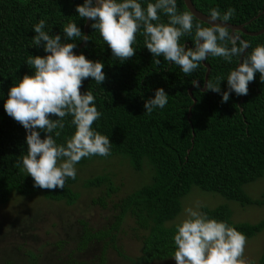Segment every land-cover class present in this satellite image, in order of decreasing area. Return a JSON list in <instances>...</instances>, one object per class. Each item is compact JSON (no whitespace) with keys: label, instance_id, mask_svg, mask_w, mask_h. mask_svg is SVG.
I'll use <instances>...</instances> for the list:
<instances>
[{"label":"trees","instance_id":"trees-1","mask_svg":"<svg viewBox=\"0 0 264 264\" xmlns=\"http://www.w3.org/2000/svg\"><path fill=\"white\" fill-rule=\"evenodd\" d=\"M191 1L207 16L212 8L218 9L221 15L234 8V16L227 22L231 25L246 24L264 11V0ZM139 2L146 8L147 3L155 0ZM83 3L84 0H0V204L7 203L12 194L24 197L41 194L47 200L66 204H73L78 198L73 191L78 176L75 180L68 178L63 190H43L34 187L22 163L20 168L16 167V162H22L27 154V132L8 116L4 103L14 84L26 74L34 75L35 70L26 63L28 58L48 55L43 45H34L33 26L45 20L44 31L53 36L61 35L62 42L76 43L75 52L82 41L79 38L67 40L63 29L75 23L84 33L85 19L76 12L77 5ZM177 9L178 12L188 11L183 0H177ZM159 22L167 23L168 17L160 13ZM92 23L91 20L88 28L90 40L77 55L84 54L89 60L103 63L106 80L97 84L89 77L83 81L81 92L91 91L95 97V106L102 115L92 127L109 137L111 155L83 158L75 167L86 165L93 158L117 156L126 159L135 172L147 167L150 183L110 204L114 215L108 228L95 231L82 223L83 236L77 250L83 251L91 243L102 242L105 249L110 247L122 256L117 234L124 220L130 217L136 226L135 237L142 245L141 255L132 263L171 259L175 252L173 237L177 225L167 224L180 213L181 199L192 187L219 194L242 207L264 205V195L253 200L243 193L246 184L264 175V82L260 80V73L257 72L254 81L249 83L248 95L243 96L242 102L241 96L232 92L228 102L222 103V93L228 90L227 76L237 67L239 57H233L228 63L222 57L209 56L206 60L211 68L208 81L220 83V77L224 80L220 84L221 93L203 91L206 69L201 63L190 76L185 75L179 66L149 52L142 30L133 45L136 54L127 61H120L112 56L99 32L91 27ZM193 24L209 27L195 18ZM245 29L248 32L264 29V13ZM194 32L195 28L191 35L180 38L181 46L188 43L190 47L187 48H194ZM235 34L249 42V53L256 46L264 45V34L256 37ZM156 59L161 63L156 64ZM195 81L202 87H195L192 92L196 104L188 119V110L193 104L188 90ZM159 88L168 94V103L162 109L155 108L151 115L145 114V102L154 98ZM71 119V116L66 117L65 128L57 129L61 131L60 137L55 136V131L52 133L58 145L66 143L75 132ZM40 134L42 139L47 135ZM105 184L108 185L106 196L117 191L107 176L88 179L84 187L99 188ZM91 202L103 208L108 205L105 197ZM201 213L235 227L247 239L264 229V220L256 224H234L224 206L202 208ZM258 264H264V246Z\"/></svg>","mask_w":264,"mask_h":264},{"label":"clouds","instance_id":"clouds-1","mask_svg":"<svg viewBox=\"0 0 264 264\" xmlns=\"http://www.w3.org/2000/svg\"><path fill=\"white\" fill-rule=\"evenodd\" d=\"M229 8L221 15L216 8L210 9V27L193 24V14L178 12L177 0H155L146 8L139 0H84L77 5L76 12L81 19L92 20L91 27L99 32L104 43L111 49L112 56L120 61L131 59L136 50L133 45L137 34L144 36L145 47L154 57L163 56L165 61L179 66L190 76L200 63L209 56L222 57L228 63L233 57L243 58L238 67L227 76L228 90L222 93V103L228 102L230 94L246 96L249 83L260 73L264 82V45H258L249 53V42L239 35L229 32L227 22L235 14ZM160 13L168 17L167 23L160 21ZM219 21V22H218ZM155 22V23H154ZM45 20L33 26L36 35L35 46L43 45L46 56H31L27 65L34 75H24L14 84L4 103V110L13 120L21 124L27 132V154L16 167L31 176L34 187L43 190H63L68 178L77 177L76 165L92 156L111 155L110 139L93 129V124L101 117L95 106L91 91L81 92L83 81L91 77L97 84H103L106 75L104 64L89 60L84 54H75L76 43L62 42L61 35H50L44 31ZM195 28L194 48L181 46L180 38L191 35ZM67 40L79 38L89 41L75 23L64 29ZM229 44L231 45L229 47ZM160 64V59L155 60ZM220 83L211 80L204 87L221 93ZM194 85L199 87L198 82ZM168 94L163 88L155 92L145 104V114L151 115L155 108H164ZM71 116L74 134L64 144H57L52 133L60 137L65 128V118ZM51 117H56L52 119ZM41 132L47 135L42 139ZM187 218L176 226L173 237L175 252L172 258L176 264H244L242 257L247 243L246 236L224 221L210 219L206 214L186 209Z\"/></svg>","mask_w":264,"mask_h":264},{"label":"rangeland","instance_id":"rangeland-1","mask_svg":"<svg viewBox=\"0 0 264 264\" xmlns=\"http://www.w3.org/2000/svg\"><path fill=\"white\" fill-rule=\"evenodd\" d=\"M76 169L79 181L73 191L78 198L73 204L53 202L41 194L27 197L12 194L7 203L0 204V264H68L71 261L78 264H133L132 260L134 262L141 255L142 245L135 237L136 226L130 217L124 220L117 234L122 256L110 247L105 249L102 242L91 243L83 251H78L77 245L83 236L82 223L95 231L108 228L114 215L110 204L150 183L148 168L135 172L126 159L116 156L93 158ZM97 176H107L117 191L106 196L107 184L99 188L84 187L86 180ZM243 193L253 200L260 199L264 195V175L246 184ZM99 197L106 198L107 207L92 204L91 201ZM219 206L229 210L234 224H256L264 220V205L242 207L219 194L192 187L181 199L180 213L167 225H178L186 219L188 208L201 212L202 208ZM263 246L264 229L247 239L241 258L244 264H258ZM102 257L104 261L101 262ZM146 264L176 262L171 258Z\"/></svg>","mask_w":264,"mask_h":264},{"label":"water","instance_id":"water-1","mask_svg":"<svg viewBox=\"0 0 264 264\" xmlns=\"http://www.w3.org/2000/svg\"><path fill=\"white\" fill-rule=\"evenodd\" d=\"M183 3L186 7V9L191 12L193 14V17L198 20L199 22H202L206 25H208L209 27L211 26L209 23H208V20H209V17L203 13H201L200 11H198L191 0H183ZM264 11L261 13L263 14ZM261 14H258L255 18H253L250 22L254 21L255 19H257ZM91 20H86L85 19V24H84V27H83V31H84V34L85 35H88V28H89V24H90ZM219 22V21H218ZM250 22L246 23V24H243V25H231V24H228L227 23V27L229 28V31H230V34L231 33H237V32H240L246 36H251V37H256V36H260L262 34H264V29H261L259 30L258 32H248L246 31L245 29V26H247ZM240 37V36H239ZM241 38V37H240ZM242 39V38H241ZM243 40V39H242ZM85 45V41H82V43L80 44V46L78 47V49L75 51V54L78 53V51L83 48ZM186 48L187 46L190 47V44H185L184 45ZM247 51V50H246ZM242 59L243 58H239L238 60V64H237V67L239 65L240 62H242ZM202 66L206 69V72H205V76H204V83H203V91L206 90V88L204 87V84L208 81V77H209V74H210V71H211V68H210V65L208 63H206V60L201 62ZM196 82V81H195ZM198 82V81H197ZM199 84V87L198 88H201V84L198 82ZM197 87L196 85H194V83L192 84L191 88L188 90V95L190 96V98L192 99V106L189 108L188 110V116L187 118L189 119L190 116H191V111H192V108L194 107V105L196 104V100L193 98L192 96V92L194 90V88ZM243 101V96H241V99H240V102Z\"/></svg>","mask_w":264,"mask_h":264}]
</instances>
